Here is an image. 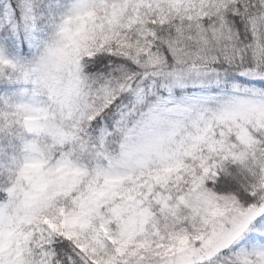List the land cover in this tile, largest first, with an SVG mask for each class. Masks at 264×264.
I'll list each match as a JSON object with an SVG mask.
<instances>
[{
  "label": "snow or ice",
  "instance_id": "obj_1",
  "mask_svg": "<svg viewBox=\"0 0 264 264\" xmlns=\"http://www.w3.org/2000/svg\"><path fill=\"white\" fill-rule=\"evenodd\" d=\"M0 264H264V0H0Z\"/></svg>",
  "mask_w": 264,
  "mask_h": 264
}]
</instances>
